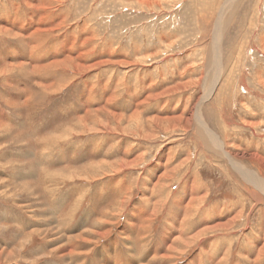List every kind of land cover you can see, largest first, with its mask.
<instances>
[{
  "label": "rangeland",
  "instance_id": "rangeland-1",
  "mask_svg": "<svg viewBox=\"0 0 264 264\" xmlns=\"http://www.w3.org/2000/svg\"><path fill=\"white\" fill-rule=\"evenodd\" d=\"M228 1L0 0V123L8 128L9 135L0 136V149H4L0 150V169L5 171L0 170V226L12 225L13 215H17L25 231L13 227L2 232L0 240L5 244L0 242V250H12L16 244L9 243L26 239L33 229L41 231L33 235L22 252L17 250L24 260L3 264H32L27 261L35 259V264H75L77 260L88 264L96 260L99 250L103 261L111 260L110 251L116 249L121 253L119 263L124 264L131 248L140 258L144 249L137 240L143 235L138 224L133 226L137 236L123 233L132 231L128 211L135 207L139 215L143 200L155 199L151 190L164 172L160 167L185 160L184 166L188 164L190 172L180 180L188 167L181 169L179 180L175 179L168 188L170 196H182V182L197 176L209 195L205 207L221 204L226 210L227 201L239 202L245 217L234 239L228 238L227 248L232 250L229 264H251V258L239 249H248L249 241L252 244L264 238L260 230L264 207L256 205L239 187V177L228 165L230 161L221 158L223 149L205 150L204 140H199L196 131V120L203 118L225 143L223 151L230 150L234 155L253 152L264 157V84L260 83V79L264 80V0H237L227 10ZM220 34L218 64L222 74L205 99L208 61L213 55V40ZM55 62L57 66L51 65ZM134 116H140V120L130 121ZM85 117L88 119L84 124L93 133H77L59 143L46 141L47 136L65 126L76 127L78 119ZM154 121L159 124L152 125ZM2 124L0 133L5 129ZM219 129L226 131V138L220 136ZM22 138L31 145L20 150L22 144L18 141ZM34 139H41L40 149L35 146L34 150L45 163L42 166L32 158L35 153L27 154L33 150ZM16 152L18 156H10ZM139 155H145L139 166L96 179L72 177L50 182L47 178L44 187L57 190L53 200L61 202L58 212L66 213L72 203L80 200L73 218L56 224V229L44 221L48 210L42 206L45 201L35 186L36 178L24 182L5 175L31 172L33 164L39 165L35 169L39 173L62 174L91 164L133 161ZM243 162L248 164L247 160ZM120 181L126 182L122 191L124 186L115 185ZM125 189L131 194V203L106 228L111 230L110 235L98 240L95 234H86L85 240L77 242L76 250L81 256H74L70 262L67 257L62 262L49 256L64 242L70 243L69 235L76 234L75 227L83 218L89 220L85 227H76L79 231L92 228L106 210L113 215L111 204L122 197ZM35 197L41 201L37 203ZM49 207L58 208L53 203ZM183 212L181 206L167 203L154 221L145 250L157 248L156 264H162L159 257L166 254L160 237L171 229L167 220L180 225ZM248 214L249 224L244 222ZM200 246L196 244L177 264L189 262Z\"/></svg>",
  "mask_w": 264,
  "mask_h": 264
},
{
  "label": "bare ground",
  "instance_id": "bare-ground-1",
  "mask_svg": "<svg viewBox=\"0 0 264 264\" xmlns=\"http://www.w3.org/2000/svg\"><path fill=\"white\" fill-rule=\"evenodd\" d=\"M236 1L237 0H229L228 4L226 6V9L228 10L229 8H231L235 4ZM225 15H226V11L224 12L223 16H225ZM219 31H221V27H219L217 29V34L219 33ZM3 32L8 33V31H6V30ZM222 36H223V34H220L219 36H215V38L213 40V50H212L213 55L211 56V58L208 61V71H207V74L205 76L206 80H204V89H205L204 92H205V94H207L205 99H207L211 95L213 88L219 82V79H220L221 74H222V70L219 69V64H218V60H219L218 59V52H219V46L221 43ZM52 55H53V53H52ZM36 62H37V60H36ZM51 65L57 66L58 63L55 62V64H51ZM260 83L264 84V80L262 81L260 79ZM93 115H94V113L92 114V117H93ZM95 115H97V114H95ZM139 117L140 116H138V117L134 116L130 121L134 122V121L140 120ZM86 118L88 119V117L79 118L76 127L65 128L66 127L65 126L57 134H53V135L51 134V135L47 136L46 141H49L51 143H55V142L59 143V141L62 138L65 140H68L72 136L74 137L75 135H77V133L79 135L87 134V133H93V130L88 129L87 126L84 124ZM96 118L97 117H95L94 120H96ZM200 118H202V114H201ZM202 119L196 120V123H197V130L196 131L200 136L199 140H201V138H203L205 148H204L203 143L199 142V144L205 150H213V149H216V150L220 149L221 150V148L224 150V144L225 143L221 142L218 135H216V136L214 135V133L209 129V127L206 125V123ZM118 122H120V121H118ZM151 123H152V125H158L159 124L155 121L151 122ZM82 125H84V126H82ZM87 125H89V124H87ZM97 125H99V124H97ZM131 125H133V123ZM217 126L219 127V124ZM92 127H94V125H92ZM72 128L77 129L78 132H77V130L72 129ZM138 129L139 128H137V131H138ZM188 129H189V127H188ZM219 134L223 138L227 137L225 130L219 129ZM223 150H221V151L224 152V155L221 158L228 160L227 163L230 161L231 164L228 163V165L231 167L233 172L239 177V180H240L239 187L242 190H244V193L247 194L249 196V198L256 205H258V203H260V205H263V207H264V157L260 156L259 154L253 153V152L252 153H244L243 152V153H240L238 155H234L230 150H226V151H223ZM144 159H145V155H141V156L139 155L133 161L120 160V161H116V162L109 163V164H105V163L91 164L90 166L82 168L79 171H68L67 170L66 172H62V174H60L61 172H58V171H55L54 173L53 172L50 173L48 171H43V176L41 177L42 179L40 181V184L47 181V178L50 182H53L54 179L63 180L65 178H72V177H84L86 180H88V178L89 179H93V178L96 179L100 176H105L108 173L109 174L110 173H119V172L126 170V169H129L131 167H137L144 161ZM243 160H247L248 164L246 165L243 162ZM185 162L187 163V160H185ZM185 162L182 164H177L175 166H173V163H172V165L168 164L166 167L165 166L160 167V169H162L164 172L160 177H158V179H156L154 181V184L152 186L153 189L151 190L152 197H154L155 199L143 200L144 205L141 208L142 213L139 215H136L137 213L135 212V209H136L135 207H133L131 211H128V216H127V219L129 222L128 226L132 229V231H131V234H127L126 233L127 231L126 232L123 231L124 236H129V235H133V234H134V236H132V237L137 236L136 230H133L134 229L133 226L137 223L139 226V230L141 229V231L143 232L142 238L137 239V240H140L139 241L140 242L139 247H141L142 250L144 249V251H140V258H136V256H137L136 252H135L136 250L134 249L135 250L134 251L130 247L131 249L128 250V254H127V256H125V257H127V259L125 260L124 264H156L155 261H157L156 259H157V255L159 253L157 248L154 247L155 249H153L152 252L146 251L145 249H147V247L149 246L148 243L150 241L149 239H150L151 232H152V225L154 224V221L157 220V216L161 215V211L167 203L171 204V205L181 206L183 208L184 212L182 213L183 216L181 218L180 225H178V224L175 225L172 222H170V220H167V223L169 224V226L171 225V229L170 228L168 230L166 229L167 231H165L164 233L161 234V237H160L162 240L161 244L163 245V247H164V245L166 247V254L164 253V255L162 257H159L160 259H162V264H177V262L183 256L188 254L196 244L201 245L198 248L199 252L195 253L192 256V258L189 259V262H187L185 264H202V263L206 264V262L208 264H229L231 257H232V250H231V248L230 249L227 248L228 247L227 246L228 245V238L235 237V232L237 231V228L239 227L240 222L243 221V219L245 217V210L240 206L239 202H231L232 200L227 201L228 202V208L226 210H225V207H223V205H221V204H214V205H210V206L205 207V205L208 201L209 195L207 193L205 186L201 182L202 180H200L199 177H197V176L195 178L188 177L182 182V184H181V187H182L181 191L183 192L182 196H176V197L170 196L168 188L171 186V183H173V181L175 179L179 180V179H177V176L179 177L181 172H183V171H181V169H184L183 167L187 168L189 166L188 164H186L187 166H184ZM189 172H190V169L188 167V169L182 174L180 180H182L183 177H185ZM25 173H27V171ZM18 178L20 180H22L21 177H18ZM27 178H28V175H26L24 177V179H27ZM123 182L124 181H120V182L115 183L117 188L124 186L121 188L120 191H122L124 188H126L125 185H122ZM125 183L126 182H124V184ZM22 184L26 185L27 187L29 186L28 183H22ZM47 190H50L48 186H47ZM125 192H127V194H125ZM241 197H243V196H241ZM244 198H245V196H244ZM150 200L154 203L153 205L150 203ZM114 202H115V204H113V203L111 204V206H114L113 210L115 213L113 215L110 214V212L108 213L109 210H106V211L104 210L105 214H103V215L101 214L102 217L100 215L99 218L96 219L95 223L92 225V228H87V229H84L83 231H79V230H77V228L78 227H80V228L85 227L84 226L85 221L89 220L88 218H83V220L81 222L79 221L80 224L78 226H76L77 228L75 227V229L77 231V232L75 231L76 234L69 235L70 237H69L68 241H70V243L64 242V244L62 246L54 249L53 252L51 253V255H49V256L50 257H52V256L58 257V258L62 259V262L65 261L64 259L67 257L69 259L68 262H70L73 260L72 258H74V256H78V255L81 256V253H79L76 250V248L79 247V246H77V242L79 240H85L86 234H89V233L95 234L96 236H98V238H99L98 240H101L103 238L105 239V237L111 231L110 229L107 230L106 228L110 227V225L114 224L115 219H117L118 217L120 218L121 215L124 213L125 209L127 208V206L130 205L131 194L128 192V190L125 189L122 197H120V199L117 198ZM79 203H80V200H77L74 203H72L71 206L69 207V210L66 213H64L65 211L57 212L58 217H56L51 211H48L47 215H43L44 221L45 222L49 221L50 222L49 227L56 229V227L58 226L56 224L63 222V220L64 221L67 220L66 222H68L69 220H71L73 218V216L75 215V213H74L75 209L77 208V206H79ZM235 203H236V205L234 206V208L230 209L229 206L233 205ZM255 206H253V208H255ZM251 214L250 215L248 214L249 216L247 215L248 217L244 221V222L248 221L247 224H249V222L251 221L250 220ZM196 224H199V225L197 226ZM4 226H0V234L2 232H6L9 229V226H6V227H4ZM164 226H165V224H164ZM166 226H168V225L166 224ZM177 226L179 228L178 229L179 231L176 230ZM105 229H106V231H104ZM260 230H261V232H264V221L261 223ZM40 232L41 231H39V228L33 229L30 233H28L29 236H27L26 239H20L19 241L17 240L18 244L16 243V241L12 240V242H10L9 244H14V245L16 244L15 248H12V250L1 246L2 251L0 250V264H3L4 261H9V262L15 263L14 262L15 260H24L22 258V256L19 255L17 250H21V252H22L24 246H28L29 243H31V239H32L33 235L38 234ZM67 232H68V229H67ZM178 232H179V234H178ZM43 233H47V231H44ZM238 236H239V234H238ZM242 238H243V236H242ZM248 238L251 240V237H248ZM90 239H89V241H91ZM256 241H257L256 243H253V241H252V244H251V241H249V243H248L249 245H247L248 249L241 247V249H239L240 250L239 252H242L243 255L248 256V259L251 258V259H249L251 264H264V238L263 237L259 238ZM93 242H95V241H93ZM136 243H138V241ZM80 244H82V243L80 242ZM78 245H79V243H78ZM114 245H115V243H114ZM126 245H129V244H126ZM117 246H119V245H117ZM121 247H123V246H121ZM245 250H248V251L245 252ZM100 251L101 250H99L96 253V260L93 259L94 262L91 261L88 264H120L119 263V256H121V253L118 252V251H120V249H116V252L110 251V256L112 255V258H111V260H109V258H108L107 261H103L101 255H100V253H101ZM146 252H148V253H146ZM36 260L37 259H35L34 261H27V260H25V261L30 262L32 264H35ZM75 264H79L78 260Z\"/></svg>",
  "mask_w": 264,
  "mask_h": 264
},
{
  "label": "crops",
  "instance_id": "crops-1",
  "mask_svg": "<svg viewBox=\"0 0 264 264\" xmlns=\"http://www.w3.org/2000/svg\"><path fill=\"white\" fill-rule=\"evenodd\" d=\"M0 124H2V123H0ZM3 126H4V131L3 132H1L0 133V136H9L8 135V132H7V129H6V126L4 125V124H2ZM7 132V133H6ZM43 139V138H42ZM41 140V139H40ZM39 139L37 140V139H34V141L32 142V145H33V150H28V152H27V154H30V152L31 153H35V155H34V157H32L33 159H35L36 161H38V164L39 165H44L45 163L44 162H42L43 160H41V158H39V154L37 155L36 154V150H34L35 149V146H38V143H39V141H40ZM19 143H21L22 145L19 147L20 148V150H23V149H25V148H27V147H29L31 144H29V142H27L26 141V139H24V138H22V141L19 139V141H18ZM39 147V149H40V146H38ZM0 150H4L3 148H1ZM26 154V155H27ZM10 156L11 157H16V156H18V153L16 152V153H10ZM45 160V159H44ZM29 161V163L31 164V161L30 160H28ZM37 164H33L32 165V171L31 172H28V173H25V172H19L17 175H16V173L17 172H15V173H10L9 175L6 173L5 175L6 176H8L9 177V179H16V177H21V179L25 182V181H27V180H29V181H32L33 182V180H32V178H36V181H35V186H36V188L38 189V193L39 192H41V195L43 196V198H44V203H45V205H42V206H45L46 208H47V210L49 211H51L54 215H56L57 216V212H58V210L60 209V207H61V202H60V204L59 203H56L54 200H53V197L55 196V194H56V192H57V190H50V193L49 192H47L48 190H47V187L45 188L44 187V184L42 183V184H40V180H41V177L43 176V172L41 171L40 173H39V171L37 172V171H35V169H38V167H39V165H38V167L36 166ZM35 166H36V168H35ZM47 166V165H46ZM1 171H3V172H5L3 169H0ZM24 174V175H23ZM42 174V175H41ZM16 175V176H15ZM21 175V176H20ZM26 175H28V176H31V178H27V179H24V177L26 176ZM41 175V176H40ZM24 176V177H23ZM16 180H18V179H16ZM22 182V181H21ZM45 182H47V181H45ZM44 182V183H45ZM59 185V184H58ZM48 186V185H47ZM49 187V186H48ZM49 189H50V187H49ZM47 193L48 194H50V196H47ZM35 200H36V202L37 203H39V200L40 199H38V197H35ZM41 201V200H40ZM42 203V202H41ZM49 203H53L54 205L56 204V206H58V208H54V209H52V208H50L49 207ZM42 206H41V208H42ZM60 206V207H59ZM29 212H31V211H29ZM42 212H43V209H42ZM33 213V212H32ZM33 214H35V213H33ZM43 214V213H42ZM8 216V214H5V218ZM18 216L17 215H13V218H12V220H11V223H12V225H6V224H1V225H5L4 227H6V226H9V228L11 229V228H13V227H18V229H20V230H22L23 232H25L24 230H23V228L21 227V224L19 223V220H18ZM30 226V225H29ZM29 226H28V229H29ZM32 226H35V223H33V224H31V227ZM0 242H1V240H0ZM1 243H4L5 244V242H1Z\"/></svg>",
  "mask_w": 264,
  "mask_h": 264
}]
</instances>
